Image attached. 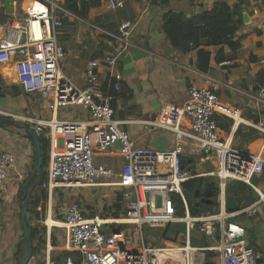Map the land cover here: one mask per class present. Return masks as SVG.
<instances>
[{
  "label": "built area",
  "instance_id": "1",
  "mask_svg": "<svg viewBox=\"0 0 264 264\" xmlns=\"http://www.w3.org/2000/svg\"><path fill=\"white\" fill-rule=\"evenodd\" d=\"M127 1L108 0L107 7L117 10ZM140 1L148 5L157 0ZM243 1L257 14L261 0ZM65 16L80 18L65 6V0H27L12 14L0 38V69L10 65L21 92L38 96L52 112L77 105L88 114L87 120L23 117L37 135H44L49 142L46 178L40 184L48 195L60 188L71 191L108 188L115 201L119 199L120 209L118 215L101 211L93 214L77 202L68 205L58 223L65 231L71 254L63 263H57L50 257L49 249L43 264H264V249L256 240L252 241L251 231L242 221L258 217L264 227V194L259 193L254 202L242 204L235 211L227 210L225 200L230 181L252 186L253 178L263 172L264 157L243 152L219 136L215 116L222 107L216 88L191 84L184 103L172 104L157 117L141 120L147 132L172 133V147L159 151L139 146L124 127L128 121L116 118L111 106L115 96L109 90L119 88V73L108 71L102 82L97 72L101 65L113 68L132 46L135 24L123 21L116 32L95 27L106 35L110 50L89 61L84 70L85 84L78 87L61 69L65 49L59 33ZM185 69L196 72L191 67ZM242 93L256 110L264 109V84L257 90ZM254 126L264 132L262 120ZM116 144L123 160L118 173L94 160L96 153L112 152ZM188 146L189 155L201 156L197 165L210 163L213 168L192 174L182 167L181 155L187 154ZM10 169L19 180L23 179L15 167L13 153L0 150V201L10 188ZM199 176L217 178L219 208L215 213L193 216L182 184ZM178 207L183 216H177ZM172 223L184 224L179 236L164 238V244L160 245L147 243L143 234L145 226L164 228ZM193 231L212 243L192 246ZM206 252L214 255L208 259Z\"/></svg>",
  "mask_w": 264,
  "mask_h": 264
},
{
  "label": "crops",
  "instance_id": "2",
  "mask_svg": "<svg viewBox=\"0 0 264 264\" xmlns=\"http://www.w3.org/2000/svg\"><path fill=\"white\" fill-rule=\"evenodd\" d=\"M26 1L14 0L15 11H19ZM218 1H225L228 5L234 6L240 0H169L166 3L157 0L148 5L140 0H129L117 10H110L107 7L108 0H100L99 5L87 10L86 16L82 17L80 14V18L65 16L63 19L59 40L65 49V56L61 62V69L74 84L83 87L84 70L89 61L98 59L109 51L106 35L95 27L116 32L121 22L131 21L135 24L131 35L132 46L118 58L113 68L108 69L101 65L97 72L102 82H104L103 76L108 71L113 74L119 73L118 91L121 95L115 96L111 101L115 106L112 108L116 118L128 121L124 127L137 144L148 147L150 140V136L143 130L141 120L153 119L162 109L172 104L184 103L188 97L189 86L195 84L201 87H215L217 90L219 105L222 108L215 117L224 126V129H221L218 125L219 136L227 139L243 152L252 155L261 154L264 157V132L254 126L259 120L264 122V109L256 110L254 104L242 93L254 91L260 84L258 77L263 78L261 72L264 70V0L257 4V14H253L250 6L242 0L241 25L232 37L234 41L240 42L236 52H232L227 45L202 46L210 54L209 65L205 71L197 68V49L188 52L174 49L162 28L163 15L169 10L182 12L186 17H191L209 10ZM243 14H247V22L243 21ZM11 16L9 15L5 22L0 17V38L4 36L6 23ZM221 55L223 59L216 61ZM185 67L194 68L196 72L186 70ZM9 71H11L10 65L0 69L4 85H7L6 75ZM30 110L33 115L43 120L51 117H55L58 121L88 119V114L77 105L63 106L52 112L42 101L38 104V108L30 107ZM222 110L225 113H222ZM0 112L10 113L1 107ZM158 132L166 133L164 130ZM0 150H9L13 153L15 167L24 176L19 180L16 172L13 169L9 170L10 188L0 201V264H19L21 256L18 252V243L21 234L23 237L18 206L19 193L21 185L30 179L34 170L35 153L33 144L27 139L24 131L12 126L0 128ZM186 153H191L189 146ZM196 155L197 153L194 156ZM94 160L110 167L115 173L120 171L123 164L117 147L112 152L96 153ZM35 180L36 177H33L27 189L35 183ZM40 186L38 184V188ZM251 187L254 190L255 200L259 193L264 194V169L261 175L254 177ZM35 191L32 196L35 195ZM110 192L111 190L108 193ZM53 193L48 195L49 202L52 201ZM82 197L87 200L85 193ZM107 197L111 200L112 195ZM113 201L115 204V198ZM74 202H77L82 209L92 211L88 209L84 200L76 199ZM113 207L110 211L114 210ZM38 208L40 206L36 210ZM63 211L60 213L62 214ZM52 212L49 205L43 222L47 229L44 236L46 244H43L41 249L37 241L33 242V246L37 249L31 254L27 264H31L40 253L44 262L49 249L50 257L57 263H63L67 257L66 252L69 250L64 234L62 237L56 231H52L53 227L60 225L52 218ZM258 220L260 221L259 218ZM31 225H38L37 220H32Z\"/></svg>",
  "mask_w": 264,
  "mask_h": 264
},
{
  "label": "trees",
  "instance_id": "3",
  "mask_svg": "<svg viewBox=\"0 0 264 264\" xmlns=\"http://www.w3.org/2000/svg\"><path fill=\"white\" fill-rule=\"evenodd\" d=\"M162 2H168L169 0H161ZM100 0H87L86 2V12L90 7L99 5ZM242 0L234 6L228 5L225 1L215 2L209 10H205L199 14L193 15L191 17H186L182 12H175L172 10L167 11L163 15V31L168 38L171 46L181 52H188L193 49H197V68L201 71H205L209 65L210 54L202 46H223L227 45L232 52H236L240 47V42L234 41L232 39L233 35L237 31L238 27L241 25L242 17ZM65 6L71 10L73 13L80 15V6L79 0H65ZM205 42V43H204ZM221 57V58H220ZM223 59V55L216 58V61ZM263 78L258 77L260 82L259 86L256 87V90L264 84V70L261 72ZM11 90L14 94H18L20 88L17 85H12ZM7 90V87L4 86V81L0 76V94H4ZM123 91V90H122ZM109 92L118 96L121 93L118 89H110ZM27 96V95H25ZM112 107L114 102L111 103ZM8 119V118H7ZM9 120V119H8ZM217 124L224 129L222 123L218 122ZM226 129V128H225ZM38 140L41 148L42 156V168L41 175L39 179V186L43 180L46 178V166L48 163V149L49 142L46 137L42 134L38 135ZM194 156L184 154L181 155V165L187 171L192 174H197L200 172H207L211 169L212 164L203 163L209 165L206 171H202L200 168L201 165H197L194 162ZM254 179V178H253ZM218 180L212 176H199L191 178L182 184L183 192L187 200L189 210L191 215L198 216L200 215L198 209L202 210L204 214H211L218 211V201L217 196L219 189L217 187ZM226 191L234 194L239 200L240 204L248 205L254 202V190L248 184H245L241 181H230L226 187ZM22 197V192L20 190L19 198ZM47 195L43 191L39 195H33L30 198V201L27 206V214L29 221L31 220V214L33 212L38 213L36 210L37 207L43 205V201H46ZM117 199L116 204H114L113 209L108 212H111L113 215H118L120 204ZM180 203V202H179ZM178 210L181 212L182 209L178 207ZM107 212V213H108ZM183 212V211H182ZM94 214V213H93ZM37 218V216H36ZM170 224L166 225L163 229L161 238H167V233L169 231ZM32 240L36 242V239L39 242L43 243L42 238L38 237L40 229L37 225L32 226ZM253 236L254 234L251 233ZM252 237V236H251ZM254 237H252V241ZM38 242V241H37ZM253 244V242H252ZM37 247L33 246L32 254L36 251ZM20 252V249L18 250ZM67 255L71 254L70 251L66 252ZM214 254L211 252L207 253L208 259H210ZM206 264H211L206 262Z\"/></svg>",
  "mask_w": 264,
  "mask_h": 264
},
{
  "label": "rangeland",
  "instance_id": "4",
  "mask_svg": "<svg viewBox=\"0 0 264 264\" xmlns=\"http://www.w3.org/2000/svg\"><path fill=\"white\" fill-rule=\"evenodd\" d=\"M7 74L8 75H6V83L8 86L4 85L5 87H7V90L5 91L4 94H0V107L10 111V113L9 112H5V113L0 112V118L4 117V118H8V119H13V120L19 122L20 124H26V125L30 126V123L25 122L23 117H36L35 115H33L31 113L30 107L34 108L36 106L38 108V104L40 102H42V100L40 98H38V96H36V95L25 96V94H23L20 91L18 92V94H14L13 90H11V88H10L12 85H16L14 82V75H13L12 70L9 71V73H7ZM4 101L6 103H2ZM11 126H12V128L16 127L14 125H11ZM10 131L15 132L14 130H10ZM19 133L23 134L21 132H19ZM193 158H194V162L197 163L198 161H200L201 156L199 154H197ZM209 165H211V164L209 163ZM209 165L203 164L200 166L201 167L200 169L202 171L203 170L206 171L207 167ZM212 168H213V166L211 167V169ZM12 177H13V175H12ZM253 183H254V181H253ZM60 190H62V191H59L58 189L54 190L53 196L51 197L52 198L51 202H49L50 197H48V193L45 191V189L42 185L40 186V188L37 189V191H35V196L41 194L43 191L47 195L46 201H43L42 202L43 205H40L41 212H38V213L33 212L31 214V220H30V223L32 222V220H37V223H38L37 226L40 229L38 237L42 238L43 243L39 242L38 239H36V241H38L37 245H39V247L41 249L43 248V244H46L44 236L46 234L47 229H46V226L43 225V222L46 219V216H47L46 211H47V208L49 209V205H51V209L53 211L52 212V218L54 220H57L58 222H59V218H60V214H61L60 212L63 211V209L66 208L68 205L73 203L76 199H77V201L78 200H84V203L86 205H88V209L92 210L93 213H97L99 211H101L103 213H107L108 210L110 211V209L114 206L113 205L114 204V201H113L114 196L112 194L108 193L110 191V189H108V188L86 187V188L77 189L75 191L60 188ZM84 193L86 196L85 198L87 200H85L82 197V194H84ZM109 195H112L111 200L109 199L110 197H107ZM107 200H109L110 202H107ZM21 203H22V199L19 198V201H18L19 207H20ZM198 211H199L198 212L199 214L202 213V210L198 209ZM183 214L184 213L182 211L180 212L178 210L177 216H183ZM36 216H37V218H36ZM237 219H242V217H238ZM242 221L246 226L250 224L248 219H244ZM117 227H122V226H117ZM143 229H144L143 234H144V237H145V240L147 241V243L156 244V245L164 244V242L162 241V238H161V235L163 233L164 228H151V227L145 226ZM52 231L53 232L56 231V233L62 235V237L64 234V237H65L64 229H62L59 226L53 227ZM183 231H184V224L183 223H172V224H170V228H169V231L167 233V239H175ZM250 234H251V232H250ZM20 236H21V238H20L18 244H19V249H20V256L22 259L24 254H25V244L23 241L22 234ZM51 236H53V235H51ZM150 236L152 238H150ZM251 236L254 237V240H256L255 236H253L252 234H251ZM211 243H212V241H210L206 237H203L198 232L193 231L192 236L190 237V244L192 246H208ZM15 245H16V242L14 243V246ZM207 253L208 252H206V255H207ZM42 263H44V262H43L41 253L37 257H35V259H33V261L31 262V264H42Z\"/></svg>",
  "mask_w": 264,
  "mask_h": 264
},
{
  "label": "water",
  "instance_id": "5",
  "mask_svg": "<svg viewBox=\"0 0 264 264\" xmlns=\"http://www.w3.org/2000/svg\"><path fill=\"white\" fill-rule=\"evenodd\" d=\"M0 4H1L0 17L5 22L7 21L8 16L12 15L15 12L14 0H0ZM79 6H80V14L82 17H84L86 10V1L79 0ZM243 21L247 22V14H243ZM11 125H14L17 128L24 131V134L27 137V139H29L32 142L35 153L34 170L31 174L30 179L27 180L26 182H23L20 189L22 192V197H21L22 203L20 205V220L23 230L25 254L23 258L19 261V264H27L31 257L32 249H33L31 223L29 221L27 214V206L30 201V198L32 197L33 192L37 189L39 184L41 168H42V156H41V148L38 140V135L32 130V128H30L26 124H20L19 122L13 119L8 120L7 118L4 117L0 118V128L9 127ZM145 134L150 136V140L148 143L149 148L163 151L165 149L172 147L173 145L172 143L174 141V137L173 134L170 133L169 131H166V133L163 134V133H159L156 130H153L151 132L145 131ZM117 146L118 144H116V147ZM213 156H215V153H213ZM33 177H36L35 183L29 189H27V185L32 181ZM225 200H226V208L228 211H235L239 209L240 204L238 202L237 197L234 194L227 192ZM248 221L250 222V224L247 225L246 228L254 234L259 247L264 249V227L262 223L259 222L258 217L248 219ZM101 229L104 230L105 226L102 225Z\"/></svg>",
  "mask_w": 264,
  "mask_h": 264
},
{
  "label": "bare ground",
  "instance_id": "6",
  "mask_svg": "<svg viewBox=\"0 0 264 264\" xmlns=\"http://www.w3.org/2000/svg\"><path fill=\"white\" fill-rule=\"evenodd\" d=\"M38 8V7H37Z\"/></svg>",
  "mask_w": 264,
  "mask_h": 264
},
{
  "label": "flooded vegetation",
  "instance_id": "7",
  "mask_svg": "<svg viewBox=\"0 0 264 264\" xmlns=\"http://www.w3.org/2000/svg\"><path fill=\"white\" fill-rule=\"evenodd\" d=\"M38 188V187H37Z\"/></svg>",
  "mask_w": 264,
  "mask_h": 264
}]
</instances>
